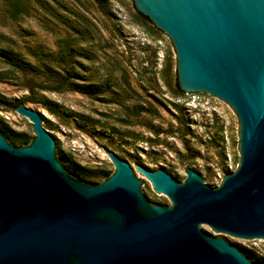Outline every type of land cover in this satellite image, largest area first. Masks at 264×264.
I'll use <instances>...</instances> for the list:
<instances>
[{"label":"water","instance_id":"95a60500","mask_svg":"<svg viewBox=\"0 0 264 264\" xmlns=\"http://www.w3.org/2000/svg\"><path fill=\"white\" fill-rule=\"evenodd\" d=\"M171 39L177 84L209 93L239 121L238 159L224 144V177L202 168L137 169L171 205L154 204L136 167L108 152L112 175L98 184L51 136V122L20 103L30 144L0 130V264H255L244 242H264V0H132ZM260 257V256H259Z\"/></svg>","mask_w":264,"mask_h":264},{"label":"rangeland","instance_id":"374dc122","mask_svg":"<svg viewBox=\"0 0 264 264\" xmlns=\"http://www.w3.org/2000/svg\"><path fill=\"white\" fill-rule=\"evenodd\" d=\"M176 65L170 37L132 0H0V130L25 134L17 146L30 144L32 123L15 110L22 103L48 119L49 134L94 173L87 182L112 175L108 152L118 153L135 165L154 204L167 206L137 169L139 157L182 181L185 168H202L212 185L216 170L228 174L223 144L240 159L234 109L209 93L181 92ZM204 229L264 258V242Z\"/></svg>","mask_w":264,"mask_h":264},{"label":"trees","instance_id":"16d2710c","mask_svg":"<svg viewBox=\"0 0 264 264\" xmlns=\"http://www.w3.org/2000/svg\"><path fill=\"white\" fill-rule=\"evenodd\" d=\"M137 11V10H136ZM139 16L143 19L149 20V18L145 15H143L142 13L138 12ZM150 21V20H149ZM151 22V21H150ZM152 23V22H151ZM18 67H20L21 69L25 70V69H29V66L26 64V62L24 61H18L17 62ZM178 85V84H177ZM179 88V87H178ZM179 90L181 92H183L180 88ZM29 99H34L32 97H30ZM30 101H35V100H30ZM9 138L11 139L12 142H16V140H20V141H26L27 137L25 136V134H16L14 137L9 135ZM32 142V141H31ZM30 142V143H31ZM241 252H243L245 254V257H247L251 262L255 263V264H264V258L259 257L257 255H254L251 252H246L243 249H240Z\"/></svg>","mask_w":264,"mask_h":264}]
</instances>
